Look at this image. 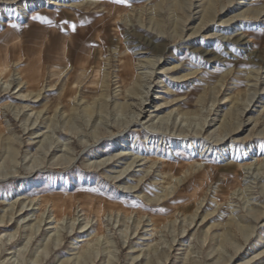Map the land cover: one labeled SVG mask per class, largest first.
Listing matches in <instances>:
<instances>
[{
  "label": "rangeland",
  "instance_id": "rangeland-1",
  "mask_svg": "<svg viewBox=\"0 0 264 264\" xmlns=\"http://www.w3.org/2000/svg\"><path fill=\"white\" fill-rule=\"evenodd\" d=\"M27 1L0 0V264H264V0Z\"/></svg>",
  "mask_w": 264,
  "mask_h": 264
},
{
  "label": "bare ground",
  "instance_id": "bare-ground-1",
  "mask_svg": "<svg viewBox=\"0 0 264 264\" xmlns=\"http://www.w3.org/2000/svg\"><path fill=\"white\" fill-rule=\"evenodd\" d=\"M94 1H96L97 2V0H91L90 2L91 3H93ZM100 1V0H99ZM72 1L71 0H46V2H44V3H42V4H40L39 3V0L38 1H27V2H25V3H23L22 5H21V7H19L20 9V11H22V13L24 14V15H27V13L29 12V10H31L32 8H34L37 4H40L41 6H43V7H47V6H59L60 4L61 5H67V4H70ZM233 2V1H232ZM232 2H230V4L232 3ZM74 4V3H73ZM73 4H70V5H73ZM210 6H209V8H208V15H207V13H206V16H208V20H209V22H214V17H215V15H216V13H218L219 15L220 14H222L224 11H225V9L227 8V5H226V7H222L221 9H219L218 10V12H216L217 11V8H216V3H211V4H209ZM92 6V5H91ZM181 7V6H180ZM20 11H18L19 12V14H21L20 13ZM206 12V11H205ZM252 15V13L250 12V10H244V11H242L240 14H238V15H236V17L234 16V18L233 19H230V20H228V21H224L223 22V24H227L228 25V23H236V22H238L239 20H251V18L252 17H250ZM253 15H255V17L257 18V17H261V15H262V12L261 11H256V12H254L253 13ZM205 18V17H204ZM254 18V17H253ZM255 19V18H254ZM206 20V19H205ZM205 25L207 26V24H206V22H204V21H202V22H200V24H199V26H197L196 28H194L193 30H192V33L191 34H189V35H185V31H184V29H181V30H179V35L177 36L179 39V41H181V42H186L185 40H186V38L188 39V40H192V38H194V37H196V36H199L203 31H204V29H205ZM157 34H161L162 35V31L161 32H156ZM213 36V35H212ZM157 37V36H156ZM211 37V36H210ZM157 38H159V37H157ZM72 41V40H71ZM18 42H20V40H17V43ZM236 43H238L239 45H244V38H243V40H242V38H240V39H238L237 41H236ZM62 46H61V56L62 57H64V58H68L69 57V48H68V45L65 43V42H63L62 44H61ZM22 48V47H21ZM24 53H23V50H22V55H23ZM25 56V55H24ZM23 56V57H24ZM22 57V58H23ZM32 60H35V56H32V57H29V65L28 66H30V67H32V65H33V63H32ZM4 61V60H3ZM22 61V60H21ZM89 62V61H88ZM159 64H161V59L160 58H156V59H154V60H148L147 62H145L144 63V65L145 66H147V67H149V69L150 68H152V72H150L149 74H150V77L152 78L153 76H154V74H156L155 72H154V70H155V68L159 65ZM75 67V66H74ZM9 68H10V66H8L5 62H1L0 63V72H9ZM43 69H44V67L43 66H41V67H39L36 71H34V74H33V76H34V79H31V81H35L33 84H34V86H38L40 83V81H36V80H40L39 79V77H40V73L43 71ZM82 69V68H81ZM73 70V69H72ZM78 70V69H77ZM166 72H168V69L166 70V69H164ZM29 71L31 72L32 70L31 69H29ZM70 71V70H69ZM64 72V71H63ZM122 74H123V76H125V77H133L134 76V74H135V65H134V63H133V59H132V57H130V56H127L126 58H125V60H124V64H123V67H122ZM21 77V76H20ZM110 77V76H109ZM262 78V77H261ZM21 80H22V82L20 83V85H29V83L27 82H25V81H23V78H20ZM106 79H107V77H106ZM262 80V79H261ZM263 81V80H262ZM261 83H263V82H261ZM105 84H106V82H104V86H105ZM258 85V84H257ZM25 86V87H26ZM257 87V86H256ZM106 88V87H105ZM132 89H134V88H132ZM38 91H40V90H38ZM34 93H36V92H34ZM30 94H32V92H30ZM259 94V93H258ZM257 93L255 94V97H256V95H258ZM25 95V94H24ZM29 95V94H28ZM28 95H26V96H28ZM32 95H34V94H32ZM36 96V99H38L40 96H41V94L40 93H38V94H36L35 95ZM34 97V96H33ZM24 98V97H23ZM26 98V97H25ZM254 98V97H253ZM23 100V99H22ZM252 102V101H251ZM233 111V110H232ZM229 114V113H228ZM231 116V115H230ZM231 118V117H230ZM137 122H138V118H137V120H136ZM164 121V120H163ZM230 121V120H229ZM231 123V122H230ZM230 123H228V124H230ZM231 125V124H230ZM229 126V125H228ZM230 128V127H229ZM229 128H227L228 130H230ZM236 130V129H235ZM231 131V130H230ZM227 134H228V132H227ZM231 135V134H230ZM260 145V144H259ZM262 145H264V144H261V146ZM16 153V152H15ZM119 153V152H118ZM128 156V154H126V153H120V154H118V155H116V156H114V158H113V162L112 163H109V164H111V165H113V164H116V163H119V161L120 160H122L124 157H127ZM264 159V158H263ZM263 159L261 158V157H258L257 158V162H262L263 161ZM108 162H110V160L108 161ZM106 164V163H105ZM133 164H134V162L133 163H131L130 164V166L127 168L128 170H126V172L124 171L123 173H121L120 175H118V176H116V177H114V179L115 180H117V179H122V177H124V175L126 174V173H128L129 172V169H131L132 167H133ZM260 164V163H259ZM263 164V163H262ZM261 164V165H262ZM241 166V165H240ZM234 170H235V168H234ZM248 170V169H247ZM233 174V173H232ZM231 174V175H232ZM127 177L128 176H126L125 178H123L122 180H121V182L122 181H124V180H126L127 179ZM120 181V180H119ZM136 187H130V189H135ZM258 188V187H257ZM68 197V196H67ZM69 198V197H68ZM73 198V197H72ZM72 198H70V199H72ZM253 199V198H252ZM62 201V200H61ZM66 202V201H65ZM62 203V202H61ZM68 203V202H67ZM244 203V202H243ZM14 204H15V202H13L12 203V206L13 207H15L14 206ZM54 205V207H53V209H54V211H55V209H57L58 210V206H57V202H55V204H53ZM93 206V205H92ZM65 207V206H64ZM94 207V206H93ZM96 207V206H95ZM101 207V206H100ZM71 208V207H70ZM256 208V207H255ZM65 209L66 208H63V211H65ZM259 209V208H258ZM102 210V209H101ZM100 210V211H101ZM52 211V210H51ZM253 211H255L254 209H252V212ZM12 212V211H11ZM53 212V211H52ZM24 214H26V213H24ZM101 214V213H100ZM11 217H10V219H9V221L10 222H12V220H13V217L15 216V213H11ZM64 215H65V213H64ZM253 216H255V221L257 222V224H259V223H261L262 221H263V219H264V213L263 212H260L259 210H258V212H256L255 211V213H254V215ZM54 219H55V222H58L59 221V218L57 217V216H55V217H53ZM1 221H0V223H3V224H5L6 222H5V220L2 218V219H0ZM8 222V221H7ZM9 222V223H10ZM39 222H41V221H39ZM84 229V228H83ZM58 231V230H57ZM246 234V233H245ZM92 235V234H91ZM90 235V236H91ZM56 242H57V240H56ZM58 242H60V241H58ZM50 245V244H49ZM46 246V245H45ZM46 249H49V246H47L46 247ZM240 251V249L237 251V253ZM48 253V252H47ZM236 253V254H237ZM254 254H256V252L254 253ZM32 257L30 258L31 260V262L30 263H28V262H22V263H19V264H42L46 259H45V257H44V255L42 254V255H31ZM232 258L233 257H231L228 261H226L225 262V264H228V262L229 261H231L232 260ZM69 260H67L66 261V263L65 264H68L69 262H68ZM252 261V260H251ZM242 264H247V262H245V263H242Z\"/></svg>",
  "mask_w": 264,
  "mask_h": 264
},
{
  "label": "crops",
  "instance_id": "crops-1",
  "mask_svg": "<svg viewBox=\"0 0 264 264\" xmlns=\"http://www.w3.org/2000/svg\"><path fill=\"white\" fill-rule=\"evenodd\" d=\"M69 25V24H68Z\"/></svg>",
  "mask_w": 264,
  "mask_h": 264
}]
</instances>
